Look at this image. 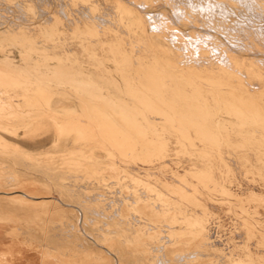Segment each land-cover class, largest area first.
<instances>
[{
  "label": "rangeland",
  "instance_id": "rangeland-1",
  "mask_svg": "<svg viewBox=\"0 0 264 264\" xmlns=\"http://www.w3.org/2000/svg\"><path fill=\"white\" fill-rule=\"evenodd\" d=\"M0 264H264V0H0Z\"/></svg>",
  "mask_w": 264,
  "mask_h": 264
},
{
  "label": "bare ground",
  "instance_id": "bare-ground-1",
  "mask_svg": "<svg viewBox=\"0 0 264 264\" xmlns=\"http://www.w3.org/2000/svg\"><path fill=\"white\" fill-rule=\"evenodd\" d=\"M85 50V49H84Z\"/></svg>",
  "mask_w": 264,
  "mask_h": 264
}]
</instances>
